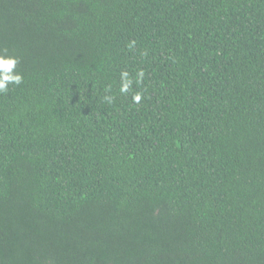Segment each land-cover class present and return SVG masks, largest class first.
Here are the masks:
<instances>
[{"label": "trees", "instance_id": "obj_1", "mask_svg": "<svg viewBox=\"0 0 264 264\" xmlns=\"http://www.w3.org/2000/svg\"><path fill=\"white\" fill-rule=\"evenodd\" d=\"M5 48L0 264H264V0H0Z\"/></svg>", "mask_w": 264, "mask_h": 264}, {"label": "clouds", "instance_id": "obj_2", "mask_svg": "<svg viewBox=\"0 0 264 264\" xmlns=\"http://www.w3.org/2000/svg\"><path fill=\"white\" fill-rule=\"evenodd\" d=\"M134 44V42H132ZM20 58L16 55L10 54L8 50L0 49V94H5L9 90L10 85L19 86L23 83V75L18 71V65ZM143 71L136 73L135 81L130 77L129 72L122 70L120 72V94H127L132 89L133 83L139 84L143 81ZM110 91V89H109ZM133 101L137 104L141 102L142 93L136 92L133 95ZM104 102L111 104L114 102L115 97L113 95H106L103 97Z\"/></svg>", "mask_w": 264, "mask_h": 264}]
</instances>
